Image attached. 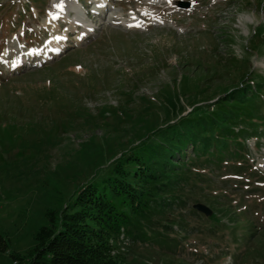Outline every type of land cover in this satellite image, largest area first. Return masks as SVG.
Here are the masks:
<instances>
[{"label":"rangeland","instance_id":"374dc122","mask_svg":"<svg viewBox=\"0 0 264 264\" xmlns=\"http://www.w3.org/2000/svg\"><path fill=\"white\" fill-rule=\"evenodd\" d=\"M158 1L0 0V264L27 258L46 212L122 151L239 89L259 91L233 118L236 141L183 144L173 202L118 247L125 264H264V0ZM17 47L19 67L3 56Z\"/></svg>","mask_w":264,"mask_h":264},{"label":"trees","instance_id":"16d2710c","mask_svg":"<svg viewBox=\"0 0 264 264\" xmlns=\"http://www.w3.org/2000/svg\"><path fill=\"white\" fill-rule=\"evenodd\" d=\"M255 90L220 98L208 114L182 115L157 132L160 141L148 134L122 151L79 184L59 210L46 212L48 222L38 228L32 252L27 258L10 252L12 264H125L120 239L144 240L153 216L173 202V160L183 161L181 146L191 142L201 150L228 151L236 141L233 118L250 106ZM8 247L0 233V252Z\"/></svg>","mask_w":264,"mask_h":264},{"label":"bare ground","instance_id":"6f19581e","mask_svg":"<svg viewBox=\"0 0 264 264\" xmlns=\"http://www.w3.org/2000/svg\"><path fill=\"white\" fill-rule=\"evenodd\" d=\"M62 1H64V0H62ZM158 1V0H157ZM158 2H160V0L158 1ZM151 5V4H150ZM154 5H156V4H154ZM157 5H159V7H160V4H157ZM63 4H60V7H59V4H58V6H56V7H54L55 8V10L54 11H62L63 12ZM153 6V5H152ZM168 7V6H167ZM167 7H161L162 8V10H161V12L162 11H164ZM101 8H103L102 6H101ZM55 13V12H54ZM97 14H99V15H101L102 14V12L101 13H97ZM151 14L152 13H148V12H142V15L143 16H146V17H149V16H151ZM53 16V15H52ZM51 19H52V17H51ZM50 21H52V20H50ZM136 20H134V19H130L129 21H127V23L126 22H123V24H125L126 26H128V27H131V26H137L136 24H134L133 22H135ZM70 24V22L69 21H62L61 22V24H59V25H62V26H64V27H66V26H70L69 25ZM138 24V23H137ZM51 36L46 40L45 39V42L47 43V45H48V42H49V40L52 38V36L54 35L53 34V32L50 34ZM88 36V35H87ZM86 36V37H87ZM55 37V36H54ZM56 38V37H55ZM54 39V38H53ZM61 44V43H60ZM60 44L58 45V44H53V45H55L54 46V48H52L51 46H49L48 45V48H47V51H48V55H51L50 53H53V51H56L57 49H59V47H61L60 46ZM60 51H61V49H60ZM10 53H12V56H15L14 57V66H16V67H19L21 64H23L24 63V59H25V56H24V54H22L21 53V51L19 50V48L17 47V49L14 51H9V50H6L5 52H4V54H3V56H4V58L7 56V55H9ZM57 54V53H56Z\"/></svg>","mask_w":264,"mask_h":264},{"label":"water","instance_id":"95a60500","mask_svg":"<svg viewBox=\"0 0 264 264\" xmlns=\"http://www.w3.org/2000/svg\"><path fill=\"white\" fill-rule=\"evenodd\" d=\"M182 4L187 5L188 2H182ZM194 207L197 208L200 211H203L204 213H209L210 212V208L208 206H206L205 204L201 203V202L195 203Z\"/></svg>","mask_w":264,"mask_h":264}]
</instances>
